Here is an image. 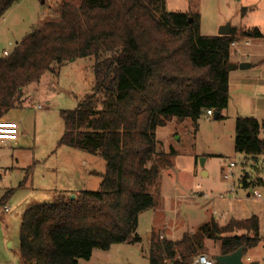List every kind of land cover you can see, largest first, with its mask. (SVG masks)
<instances>
[{
  "label": "trees",
  "instance_id": "obj_1",
  "mask_svg": "<svg viewBox=\"0 0 264 264\" xmlns=\"http://www.w3.org/2000/svg\"><path fill=\"white\" fill-rule=\"evenodd\" d=\"M16 2L0 0V23ZM250 38L264 36L236 29L230 36H203L198 15L168 12L164 0H80L62 3L0 57V119L21 107L25 90L46 73L93 57L94 92L61 111L58 146L106 163L97 191L59 196L23 213L20 264H80L96 250L138 242L139 217L159 207V181L177 157L161 150L157 129L173 121L197 123L207 111L221 119L229 103L231 44ZM262 131L264 121L236 120L235 151L254 164L264 155ZM241 182L264 187V180L248 174ZM14 193L6 192L0 207ZM206 241L217 243L221 256L243 247L244 259L262 243L260 219L252 215L225 225L212 219L175 242L154 238L149 264H191Z\"/></svg>",
  "mask_w": 264,
  "mask_h": 264
},
{
  "label": "rangeland",
  "instance_id": "obj_2",
  "mask_svg": "<svg viewBox=\"0 0 264 264\" xmlns=\"http://www.w3.org/2000/svg\"><path fill=\"white\" fill-rule=\"evenodd\" d=\"M64 2L80 4V0H17L0 23V57L5 51L11 53L16 43L46 18L54 16ZM164 7L171 13L198 15L203 36H216L228 24L238 32L259 30L264 35V0H164ZM243 48L244 45L240 50ZM240 59L238 56L234 61ZM94 63L93 57L76 59L59 68L57 74L46 73L40 83L26 89L32 93L31 99L26 98L25 90L23 107L0 119L16 122L20 136L16 145L0 146V199L8 191L15 192L9 203L0 207V264H20L18 219L24 207L52 203L72 189L97 191L102 182L106 171L102 158L58 146L64 132L61 111L75 109L94 92ZM237 72L243 73L240 69ZM250 79L254 82L251 87H256L254 91L260 92V99L234 97L221 119H214L213 112V116L204 115L197 123L186 120L178 125L173 121L157 129L161 150L177 153L173 168L162 173L158 186L160 200H164V208L160 210L163 213L148 210L141 214L136 234L138 242L114 245L109 251L96 250L90 261H80V264H149L152 240H162L159 233L178 241L183 233L201 227L205 223L203 218L208 219L207 201L201 200L199 194L211 188L215 193L225 191L230 185L241 194L243 190L239 189L238 181L245 174L254 181L264 180V155L254 164L235 151L237 119L233 115L260 117L256 107L264 109V69L251 73ZM236 81L241 83L238 78ZM251 87L247 94L252 97L255 94ZM22 132L25 134L21 135ZM260 137L264 139L263 131ZM224 175L230 178L225 179ZM256 187L264 197V187ZM7 207L14 212L5 217ZM263 249L262 246L254 252L251 250L254 258L249 251L243 261L252 263L258 258L264 261ZM218 253L219 245L212 241L201 252L211 258Z\"/></svg>",
  "mask_w": 264,
  "mask_h": 264
},
{
  "label": "crops",
  "instance_id": "obj_3",
  "mask_svg": "<svg viewBox=\"0 0 264 264\" xmlns=\"http://www.w3.org/2000/svg\"><path fill=\"white\" fill-rule=\"evenodd\" d=\"M248 40H249V45H245L244 43H240V44H238L235 51H231V63L236 65L237 68L234 69L233 71H231L230 75H229V103H228V107L224 111H228V109H230V105H231L234 97L235 98L240 97L242 100H244V99L249 100V97H250V99L252 101L260 99V96H261L260 92L257 90L255 92L254 90L256 87H254V88L251 87L254 85V82H252V80L250 79V76H251V73H254V72H257V71L264 69V38H259V39L250 38ZM242 45H244V48L242 50H240V47ZM238 56H241V59L238 60L237 62H235L234 58L238 57ZM242 63H248V64H250L251 67L247 70H240V71H243V73L238 74V72H237L239 69L238 66ZM236 78L241 80L240 84L237 83ZM250 87H251L252 92L254 91V94H255L252 97L249 93L247 94V91L249 90ZM234 88H236V89H234ZM26 91H27L26 98L31 99L32 93L29 90H26ZM233 91H234V93H233ZM240 91L242 92L241 94L238 93ZM47 105H50V103H48ZM40 108H42V107H40ZM256 108H257L256 112L258 114H260L261 116L260 117H250V116H254V115H250L248 118H254V119L259 120V121H264V115H263L264 109H261L260 107H256ZM238 116H239L238 114L233 115V118L237 119ZM23 134H25V132H22L21 135H23ZM18 140H19V138L17 139V141L11 142V143H14V145H16ZM165 173H167V171ZM90 174H97V172H90ZM204 175L208 176V173H204ZM0 179H1V176H0ZM238 182H239L238 183L239 189L243 190V192L241 194L238 193L237 190H234V191L232 190L234 185L228 186L225 191L220 190L219 192L215 193L216 190L214 191L211 188L210 191H206V193L202 192L201 194H199L201 200L207 201L206 202V205H207L206 208H207V212H208L207 218L209 220L206 219V220H208V221H206L203 218V220H204L203 222H205V223H203V225L208 223L212 219H214L215 221H217L218 223H220L222 225H225V224L229 223L232 219L246 220V219L250 218L252 215H257L260 219V235L262 238V243L260 244V246L258 248H260L262 246L264 247V197L260 193V191L257 189V187L245 188L243 186L241 180H239ZM159 185H160V181H159ZM22 187L23 186H19V188H22ZM81 191H86V190L72 189V190L68 191L69 192L68 195L65 194V192H64V195L75 196L77 193H79ZM255 193H259L261 195V198L257 199L254 196ZM165 207H166V204H165ZM27 208H28L27 206L24 207L22 214H21V217H19V219H18L19 227L21 224L22 215L27 210ZM163 208H164V200L162 199V200H160L159 207L152 209V211L154 213H156L155 211H159V213H163V212H160V210ZM6 209H9V211H6ZM6 209H5V213H6L5 217L12 215V213L14 212L13 208L7 207ZM142 215H140V218L142 217ZM185 233H187V232H185ZM185 233H183L182 236ZM172 234H173V232H172ZM159 235H160L161 239H167L165 234L159 233ZM182 236H181V238H182ZM173 237H174V235H172V238ZM167 240H170L173 242L177 241L176 239H174V240L167 239ZM208 242H211V241H206L205 245H207ZM258 248L254 249L252 252L257 250ZM252 252L250 253V257L254 258L255 255ZM257 255H259L261 257L260 252L257 253ZM252 261L258 262L259 264H261V262H264L263 259H261V258L253 259Z\"/></svg>",
  "mask_w": 264,
  "mask_h": 264
},
{
  "label": "built area",
  "instance_id": "obj_4",
  "mask_svg": "<svg viewBox=\"0 0 264 264\" xmlns=\"http://www.w3.org/2000/svg\"><path fill=\"white\" fill-rule=\"evenodd\" d=\"M244 43L245 45H249V40H245L243 42H233L231 44V51H235L238 44ZM9 53L7 51L4 52L3 56H8ZM40 108V107H39ZM208 117L213 116V111H207L206 114ZM19 136V126L16 122L9 121V120H2L0 121V146H6L8 143L17 141ZM231 167H234L233 164L230 165ZM225 179L230 178L229 175H224ZM233 190V188H232ZM234 191V190H233ZM254 196L257 199L261 198V195L259 193H255ZM6 211H9V209H6ZM191 264H217L214 258H211L207 255H199L196 257Z\"/></svg>",
  "mask_w": 264,
  "mask_h": 264
},
{
  "label": "water",
  "instance_id": "obj_5",
  "mask_svg": "<svg viewBox=\"0 0 264 264\" xmlns=\"http://www.w3.org/2000/svg\"><path fill=\"white\" fill-rule=\"evenodd\" d=\"M230 34H231V26L229 24L220 28L218 32V36H230ZM250 67L251 66L248 63H242L238 66L240 70H247ZM236 68L237 66L232 63L228 65L229 72L233 71ZM218 118H219V113H216L214 115V119H218ZM71 198L75 199V196H71ZM244 251H245V248L242 247L231 255H228V256L218 255L214 259L217 264H259L258 262L245 263L243 261Z\"/></svg>",
  "mask_w": 264,
  "mask_h": 264
}]
</instances>
